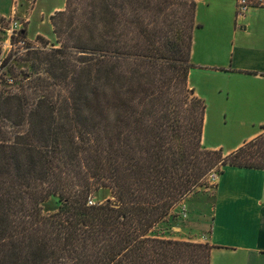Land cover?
Here are the masks:
<instances>
[{
  "label": "trees",
  "instance_id": "16d2710c",
  "mask_svg": "<svg viewBox=\"0 0 264 264\" xmlns=\"http://www.w3.org/2000/svg\"><path fill=\"white\" fill-rule=\"evenodd\" d=\"M66 1L59 49L0 91V264H210L208 243L152 230L213 170L264 171V131L228 155L202 145L196 0Z\"/></svg>",
  "mask_w": 264,
  "mask_h": 264
},
{
  "label": "crops",
  "instance_id": "0c3cea01",
  "mask_svg": "<svg viewBox=\"0 0 264 264\" xmlns=\"http://www.w3.org/2000/svg\"><path fill=\"white\" fill-rule=\"evenodd\" d=\"M62 1L48 17L65 9L67 1ZM196 4L200 27L193 34L194 68L188 85L207 104L204 148H221L215 132L207 131L218 120L237 121L247 129L243 128L241 141L224 153L228 155L264 131V9L237 17V0H196ZM35 8L28 27L37 13H43ZM26 11L18 16L24 18ZM216 94L225 97L219 100ZM222 171L214 185L210 232L197 243L213 246L210 264H264V171L237 167Z\"/></svg>",
  "mask_w": 264,
  "mask_h": 264
},
{
  "label": "rangeland",
  "instance_id": "374dc122",
  "mask_svg": "<svg viewBox=\"0 0 264 264\" xmlns=\"http://www.w3.org/2000/svg\"><path fill=\"white\" fill-rule=\"evenodd\" d=\"M29 1L0 0V11H10L14 6V3L17 2V12L19 16L21 11L27 10V14L24 19L26 18L28 20V24L30 23L29 16L32 15L35 6L37 12L43 11L41 16H38V13L34 16L35 19L31 22L30 27L27 26L26 34L28 38L30 37L29 39L40 42L44 49L32 52L25 58L9 64L11 67L10 72L16 78V85L14 87H8L4 84H0V91L3 89L8 90L11 93L17 91L20 83H22L20 82L21 79L27 77L29 74L31 75L35 73L32 72L33 69H31V66L36 67L37 65L35 57H41L45 53L57 50L60 47V44L57 43L55 33L53 32V26L50 21V17L59 11L54 12L50 17H48V14L54 9V7L59 6L63 1L52 0L49 4L48 2L50 0ZM32 3H34V5H32ZM36 32H38L37 36H30L31 34L34 35ZM224 97L225 95L222 94H216L215 96V98L219 100H222ZM243 128L244 127L238 125L237 121L226 119L218 120L214 123V125H208L207 131H210V133L213 131L215 132V138L219 144H221L220 149L222 150V153H225L227 150L233 148L235 144L240 142L241 138L245 136ZM247 128L250 129V127ZM203 183L204 185L200 187V189H197L195 193L187 197L173 210L171 217H169L166 222H162L159 226L152 230V234L167 237L173 240L177 239L194 243H197V241L207 237L211 229L214 184H208V182ZM109 192L110 191L108 190H101L98 193H95L91 200L94 202L105 201L110 198ZM53 201L55 200L53 199L48 204H45V209L55 208Z\"/></svg>",
  "mask_w": 264,
  "mask_h": 264
},
{
  "label": "built area",
  "instance_id": "2783aa9c",
  "mask_svg": "<svg viewBox=\"0 0 264 264\" xmlns=\"http://www.w3.org/2000/svg\"><path fill=\"white\" fill-rule=\"evenodd\" d=\"M254 9H264V0H237L236 16L243 17ZM17 11L15 2L8 15H0V84L8 87L16 85V78L11 74L9 64L25 58L29 53L44 49L40 42L27 37L28 20L19 17ZM218 176V172L213 170L208 175V183L215 185ZM88 204L94 205L95 202L89 199Z\"/></svg>",
  "mask_w": 264,
  "mask_h": 264
}]
</instances>
